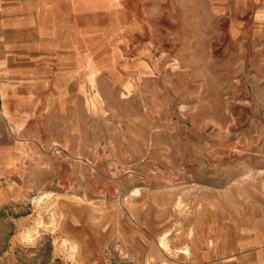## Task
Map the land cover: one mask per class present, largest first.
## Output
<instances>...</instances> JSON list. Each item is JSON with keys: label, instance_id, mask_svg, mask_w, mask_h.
Returning a JSON list of instances; mask_svg holds the SVG:
<instances>
[{"label": "rangeland", "instance_id": "obj_1", "mask_svg": "<svg viewBox=\"0 0 264 264\" xmlns=\"http://www.w3.org/2000/svg\"><path fill=\"white\" fill-rule=\"evenodd\" d=\"M261 25L110 42L20 129L0 97V264H264Z\"/></svg>", "mask_w": 264, "mask_h": 264}, {"label": "crops", "instance_id": "obj_2", "mask_svg": "<svg viewBox=\"0 0 264 264\" xmlns=\"http://www.w3.org/2000/svg\"><path fill=\"white\" fill-rule=\"evenodd\" d=\"M234 16L260 19L264 30V0H0L3 113L20 129L35 110L31 92L57 98L76 79L84 91L110 42L120 47L156 26L185 28L201 17ZM14 158V151L4 153L8 167Z\"/></svg>", "mask_w": 264, "mask_h": 264}, {"label": "bare ground", "instance_id": "obj_3", "mask_svg": "<svg viewBox=\"0 0 264 264\" xmlns=\"http://www.w3.org/2000/svg\"><path fill=\"white\" fill-rule=\"evenodd\" d=\"M169 243L170 242L167 236H163L160 238L159 245L162 249L166 250L167 252L172 251ZM178 251L182 254H189V251L186 249H178Z\"/></svg>", "mask_w": 264, "mask_h": 264}]
</instances>
